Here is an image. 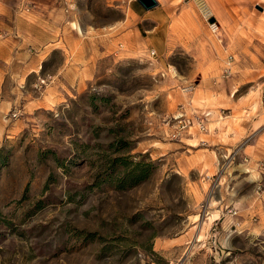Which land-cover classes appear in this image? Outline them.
<instances>
[{
  "label": "rangeland",
  "instance_id": "1",
  "mask_svg": "<svg viewBox=\"0 0 264 264\" xmlns=\"http://www.w3.org/2000/svg\"><path fill=\"white\" fill-rule=\"evenodd\" d=\"M136 2L0 0V264H264V0Z\"/></svg>",
  "mask_w": 264,
  "mask_h": 264
},
{
  "label": "trees",
  "instance_id": "2",
  "mask_svg": "<svg viewBox=\"0 0 264 264\" xmlns=\"http://www.w3.org/2000/svg\"><path fill=\"white\" fill-rule=\"evenodd\" d=\"M113 172L109 175L119 188L134 186L145 180L150 175L154 166L153 162L133 161L129 157H116L112 160Z\"/></svg>",
  "mask_w": 264,
  "mask_h": 264
},
{
  "label": "built area",
  "instance_id": "3",
  "mask_svg": "<svg viewBox=\"0 0 264 264\" xmlns=\"http://www.w3.org/2000/svg\"><path fill=\"white\" fill-rule=\"evenodd\" d=\"M151 58L155 59L157 57V52L155 50H150ZM229 72V68L225 70ZM192 88L190 86L184 88V92H190ZM193 114H189L186 111H180L176 116L173 117V126L171 131V136L174 139H181V137L193 128H196L199 132L208 131V118L210 116L209 112L203 111H193Z\"/></svg>",
  "mask_w": 264,
  "mask_h": 264
},
{
  "label": "crops",
  "instance_id": "4",
  "mask_svg": "<svg viewBox=\"0 0 264 264\" xmlns=\"http://www.w3.org/2000/svg\"><path fill=\"white\" fill-rule=\"evenodd\" d=\"M158 1V0H157ZM160 3L158 2V6L152 10H146L142 5L139 4V2H136L132 5V11L134 13V15L144 21H149L150 19H153V17H156L158 15H160V10L159 9V5ZM161 27L160 26H156L154 31H161ZM155 50V49H154ZM156 51V50H155ZM157 52V51H156ZM67 72V69L65 70V73ZM192 104V101L191 103ZM190 109V107H188ZM193 109V108H192ZM200 111L198 112H203L204 110H201L199 108ZM207 112H210V116L208 118V123H207V126H208V131L207 132H199L196 128H193V129H196L197 133H202V134H211V130H210V122L212 121V118H213V112L212 111H209L207 110ZM192 130V129H191ZM191 130L189 131V133H187L186 135H193V132H191ZM216 129H214L215 131ZM215 133V132H214ZM200 142H205V144L207 143L206 141L202 140Z\"/></svg>",
  "mask_w": 264,
  "mask_h": 264
},
{
  "label": "water",
  "instance_id": "5",
  "mask_svg": "<svg viewBox=\"0 0 264 264\" xmlns=\"http://www.w3.org/2000/svg\"><path fill=\"white\" fill-rule=\"evenodd\" d=\"M139 2L142 4V6L146 10H152L158 6V1L157 0H139ZM215 18L211 19V22H215Z\"/></svg>",
  "mask_w": 264,
  "mask_h": 264
},
{
  "label": "bare ground",
  "instance_id": "6",
  "mask_svg": "<svg viewBox=\"0 0 264 264\" xmlns=\"http://www.w3.org/2000/svg\"><path fill=\"white\" fill-rule=\"evenodd\" d=\"M206 9V8H205ZM206 12V11H205ZM209 14V13H208ZM207 14V15H208ZM210 26H211V29H212V32H214V33H216L217 31H218V28L219 27H217L218 25L215 23V24H210ZM197 238H198V236H197Z\"/></svg>",
  "mask_w": 264,
  "mask_h": 264
}]
</instances>
